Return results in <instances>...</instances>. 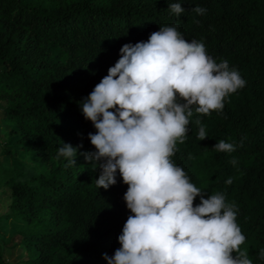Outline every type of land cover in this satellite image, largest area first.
I'll use <instances>...</instances> for the list:
<instances>
[{
  "label": "trees",
  "instance_id": "16d2710c",
  "mask_svg": "<svg viewBox=\"0 0 264 264\" xmlns=\"http://www.w3.org/2000/svg\"><path fill=\"white\" fill-rule=\"evenodd\" d=\"M176 2L185 9L179 16L169 9ZM196 6L207 11L198 15ZM161 26L202 41L208 55L227 60L246 81L225 97L223 110L203 115L193 106L171 159L205 198L219 192L237 205L241 250L264 264V0H0V92L8 101L1 113L15 123L8 134L13 151L24 149L48 168L11 184L14 210L33 226L22 232L33 252L26 264H108L104 254L121 247L118 236L132 213L119 171L117 184L98 188L99 168L93 171L83 154L69 165L57 152L64 143L95 151L88 133L97 129L81 100L108 75L124 44L147 41ZM197 119L209 136L201 141ZM220 140L235 151L217 152ZM200 202L198 196L194 206ZM0 264H9L1 247Z\"/></svg>",
  "mask_w": 264,
  "mask_h": 264
},
{
  "label": "clouds",
  "instance_id": "9594fccd",
  "mask_svg": "<svg viewBox=\"0 0 264 264\" xmlns=\"http://www.w3.org/2000/svg\"><path fill=\"white\" fill-rule=\"evenodd\" d=\"M169 9L178 16L185 11L179 2ZM120 54L80 102L97 129L88 133L95 151L80 153L82 145L64 143L57 152L69 165L83 154L93 171L99 168L98 188L117 184L118 171L129 186L124 199L132 215L118 236L121 247L104 258L108 264H253L240 247L246 237L237 205L219 192L205 198V190L171 159L189 131L193 106L203 115L223 110L225 97L246 81L227 60L217 63L202 41H188L174 26H161L147 41L124 44ZM195 124L197 139L209 137L199 119ZM213 148L230 153L236 145L220 140ZM198 196L201 202L194 206ZM259 257L264 260V248Z\"/></svg>",
  "mask_w": 264,
  "mask_h": 264
},
{
  "label": "rangeland",
  "instance_id": "374dc122",
  "mask_svg": "<svg viewBox=\"0 0 264 264\" xmlns=\"http://www.w3.org/2000/svg\"><path fill=\"white\" fill-rule=\"evenodd\" d=\"M7 102L4 93L0 92V247L9 264H26L33 252L24 245L22 232L33 226L14 210L11 184L13 180H30L48 168L29 158L24 149L13 151L14 145L8 134L15 123L5 120L1 113Z\"/></svg>",
  "mask_w": 264,
  "mask_h": 264
}]
</instances>
